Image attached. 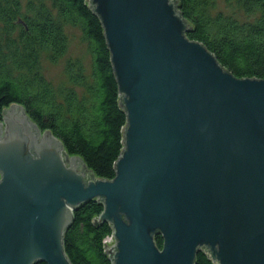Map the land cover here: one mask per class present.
<instances>
[{"label":"water","instance_id":"1","mask_svg":"<svg viewBox=\"0 0 264 264\" xmlns=\"http://www.w3.org/2000/svg\"><path fill=\"white\" fill-rule=\"evenodd\" d=\"M84 2L127 118L115 176H96L22 105L2 106L0 264H72L64 233L93 199V223L113 229L111 264H194L199 251L264 264V79L234 76L186 37L178 0Z\"/></svg>","mask_w":264,"mask_h":264},{"label":"trees","instance_id":"2","mask_svg":"<svg viewBox=\"0 0 264 264\" xmlns=\"http://www.w3.org/2000/svg\"><path fill=\"white\" fill-rule=\"evenodd\" d=\"M178 1V12L193 27L186 37L201 42L234 76L264 79V0ZM69 28L79 31L89 64L66 57ZM109 55L99 18L84 0H0V111L9 103L22 105L68 154L80 155L96 176L112 179L127 118L116 101ZM45 62L63 63L60 82L46 76ZM102 210L93 199L73 211L63 237L72 264H111L104 240L112 227L92 221ZM154 241L161 248V236ZM194 264L213 262L199 251Z\"/></svg>","mask_w":264,"mask_h":264},{"label":"rangeland","instance_id":"3","mask_svg":"<svg viewBox=\"0 0 264 264\" xmlns=\"http://www.w3.org/2000/svg\"><path fill=\"white\" fill-rule=\"evenodd\" d=\"M69 38H70V43H69V50L68 53L66 54V57H76L79 56L81 57L85 64H89V54L86 48V45L82 43L80 40V33L78 30L69 28ZM65 58L61 61H64ZM44 70L46 73V76L51 79L53 82H60L61 79L64 78L63 76V63H57V64H51V63H46L44 65ZM106 242L108 245H112L113 240L111 238H107Z\"/></svg>","mask_w":264,"mask_h":264},{"label":"built area","instance_id":"4","mask_svg":"<svg viewBox=\"0 0 264 264\" xmlns=\"http://www.w3.org/2000/svg\"><path fill=\"white\" fill-rule=\"evenodd\" d=\"M112 233H113V229H112ZM111 233V235L109 236V237H107V238H111L112 240H113V243H112V245H114L115 244V240H114V238H113V234ZM106 238V239H107ZM106 239L104 240V251H106L105 250V246H107V248H110V246H112V245H108V243L106 242Z\"/></svg>","mask_w":264,"mask_h":264},{"label":"flooded vegetation","instance_id":"5","mask_svg":"<svg viewBox=\"0 0 264 264\" xmlns=\"http://www.w3.org/2000/svg\"><path fill=\"white\" fill-rule=\"evenodd\" d=\"M2 131V130H1ZM2 134H5V131H2Z\"/></svg>","mask_w":264,"mask_h":264}]
</instances>
